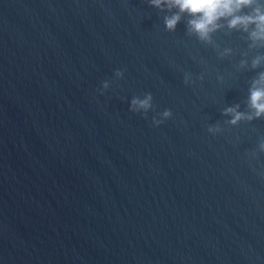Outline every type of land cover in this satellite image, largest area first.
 <instances>
[{"label": "water", "instance_id": "95a60500", "mask_svg": "<svg viewBox=\"0 0 264 264\" xmlns=\"http://www.w3.org/2000/svg\"><path fill=\"white\" fill-rule=\"evenodd\" d=\"M166 15L0 0V264H264V118L224 115L249 111L264 42ZM148 92L146 119L130 102Z\"/></svg>", "mask_w": 264, "mask_h": 264}, {"label": "clouds", "instance_id": "9594fccd", "mask_svg": "<svg viewBox=\"0 0 264 264\" xmlns=\"http://www.w3.org/2000/svg\"><path fill=\"white\" fill-rule=\"evenodd\" d=\"M151 7L160 11L170 12L171 15L164 16V24L168 32H175L185 15L190 19L187 22V32L195 35L200 41L211 43L215 32L226 26L229 29H239L248 33L253 44L264 42V0H148ZM249 11H245V10ZM264 61V56L255 58L252 61L254 68ZM246 62H242V66ZM124 76L123 70H117L115 77L121 79ZM203 79V77H201ZM186 85L194 83L191 73L184 77ZM111 87V82L105 80L100 89L101 94ZM248 98L249 111H239V105L225 109L224 115L231 116L228 123L237 125L242 120L252 121L264 118V72L258 74L249 90ZM153 95L148 92L143 97L136 96L130 102V111L147 114L153 109ZM160 118L153 117V125L159 127L165 120L173 115L170 109L158 114ZM221 131L219 126H209V133ZM259 150L264 152V138L259 142Z\"/></svg>", "mask_w": 264, "mask_h": 264}]
</instances>
